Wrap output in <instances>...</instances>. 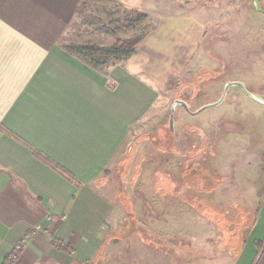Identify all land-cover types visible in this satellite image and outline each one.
Listing matches in <instances>:
<instances>
[{
	"label": "rangeland",
	"instance_id": "374dc122",
	"mask_svg": "<svg viewBox=\"0 0 264 264\" xmlns=\"http://www.w3.org/2000/svg\"><path fill=\"white\" fill-rule=\"evenodd\" d=\"M143 2L151 4L147 13L84 0L62 40L110 46L144 30L153 34L170 14L195 26L192 40L172 33L174 53L136 47L134 60L146 64L155 100L143 133L106 174V191L124 221L97 254L115 257L104 264H203L204 254L225 256L264 200V0ZM133 13L145 21L131 25ZM175 101L192 114L203 111L190 116L177 108L169 129ZM239 222L237 236L230 234ZM204 240L219 245L202 246Z\"/></svg>",
	"mask_w": 264,
	"mask_h": 264
},
{
	"label": "crops",
	"instance_id": "0c3cea01",
	"mask_svg": "<svg viewBox=\"0 0 264 264\" xmlns=\"http://www.w3.org/2000/svg\"><path fill=\"white\" fill-rule=\"evenodd\" d=\"M83 1L0 0V264L13 253L18 255L11 264L115 261L97 254L124 221L106 191V174L123 163L130 142L143 133L155 91L146 64L134 60L136 52L97 71L65 51L62 40ZM105 1L146 13L151 5ZM162 22L138 51L171 54L173 32L194 37L190 17L170 14ZM250 214L242 238L230 241L225 256L204 254L203 264H264V200ZM215 241L202 246L214 248Z\"/></svg>",
	"mask_w": 264,
	"mask_h": 264
},
{
	"label": "trees",
	"instance_id": "16d2710c",
	"mask_svg": "<svg viewBox=\"0 0 264 264\" xmlns=\"http://www.w3.org/2000/svg\"><path fill=\"white\" fill-rule=\"evenodd\" d=\"M127 21L132 25H136L139 23H143L146 19V15L140 13H133ZM133 16V17H132ZM148 34V31L144 30L141 34L135 35L132 38L125 40H115L110 46H100V45H70L65 46V51L70 55L75 57L77 60L81 61L83 64L87 65L88 68H92L97 71H102L103 67L107 66L112 62H123L129 60L135 53L136 47L141 43L142 39H144ZM35 156L38 160L42 161L47 166L53 168L61 175H63L67 180L76 184V180L63 168L55 165L51 160L47 159L45 156H41V154L35 152ZM240 222L235 226H232L234 230L229 231L230 234L236 233L237 236L238 230H240ZM224 228L229 226L225 225L223 221ZM231 227V226H229ZM55 248L61 251H68L66 245H61V243L55 242ZM18 253H13L8 260L3 262V264H11L17 258Z\"/></svg>",
	"mask_w": 264,
	"mask_h": 264
},
{
	"label": "water",
	"instance_id": "95a60500",
	"mask_svg": "<svg viewBox=\"0 0 264 264\" xmlns=\"http://www.w3.org/2000/svg\"><path fill=\"white\" fill-rule=\"evenodd\" d=\"M258 101H260V100H258ZM177 107H181L184 110L188 111V106L186 103H182V102L179 103V101L173 102V104L170 108V114L168 115L169 116V126H170L169 129L173 126V117H174L173 115H174V112H175ZM201 111H203V109L193 113L192 115L199 114Z\"/></svg>",
	"mask_w": 264,
	"mask_h": 264
},
{
	"label": "flooded vegetation",
	"instance_id": "af4514ba",
	"mask_svg": "<svg viewBox=\"0 0 264 264\" xmlns=\"http://www.w3.org/2000/svg\"><path fill=\"white\" fill-rule=\"evenodd\" d=\"M180 102H182V101H180ZM180 102H179V103H180ZM182 103H184V102H182ZM177 108H181V107H177ZM177 108H176V109H177ZM181 109H183V108H181ZM183 110H184V109H183ZM184 112H186V113H187L188 115H190V116H195V115H192V112H190L189 109H188V111L184 110ZM169 114H170V113H169ZM169 114H168V115H169ZM168 124H169V120H168Z\"/></svg>",
	"mask_w": 264,
	"mask_h": 264
}]
</instances>
